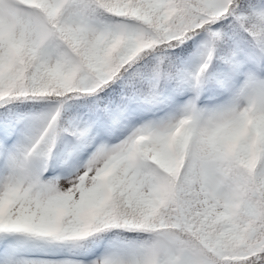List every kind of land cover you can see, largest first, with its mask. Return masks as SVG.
<instances>
[{
	"label": "snow or ice",
	"instance_id": "1",
	"mask_svg": "<svg viewBox=\"0 0 264 264\" xmlns=\"http://www.w3.org/2000/svg\"><path fill=\"white\" fill-rule=\"evenodd\" d=\"M0 264H264V0H0Z\"/></svg>",
	"mask_w": 264,
	"mask_h": 264
}]
</instances>
